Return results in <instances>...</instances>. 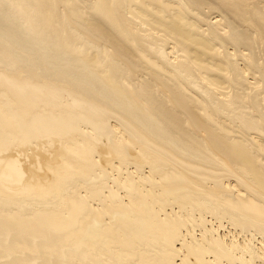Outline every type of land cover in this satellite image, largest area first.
I'll return each mask as SVG.
<instances>
[{
	"label": "bare ground",
	"instance_id": "bare-ground-1",
	"mask_svg": "<svg viewBox=\"0 0 264 264\" xmlns=\"http://www.w3.org/2000/svg\"><path fill=\"white\" fill-rule=\"evenodd\" d=\"M0 264H264V0H0Z\"/></svg>",
	"mask_w": 264,
	"mask_h": 264
},
{
	"label": "rangeland",
	"instance_id": "rangeland-1",
	"mask_svg": "<svg viewBox=\"0 0 264 264\" xmlns=\"http://www.w3.org/2000/svg\"><path fill=\"white\" fill-rule=\"evenodd\" d=\"M23 162H22V164H25L26 165V167L28 166V167H31L32 169L33 168H35V170L34 171H37V172H39L38 174H40V176H44V175H47V172H49L48 170H47V166L45 165V162H44V159H42V163H41V168H38V169H36L37 167H36V163L35 162H31L30 160H27V162H25L24 160H22ZM29 161V162H28ZM27 163V164H26ZM32 164V165H31ZM24 165V166H25ZM30 165V166H29ZM43 169V170H42ZM46 171V172H45ZM46 174H45V173ZM42 173V174H41ZM44 173V174H43ZM45 179V178H44Z\"/></svg>",
	"mask_w": 264,
	"mask_h": 264
}]
</instances>
